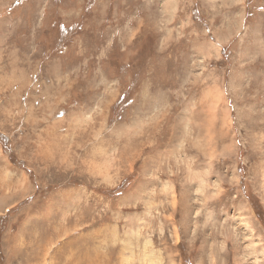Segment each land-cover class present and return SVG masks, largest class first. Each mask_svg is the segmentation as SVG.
<instances>
[{
	"label": "rangeland",
	"instance_id": "rangeland-1",
	"mask_svg": "<svg viewBox=\"0 0 264 264\" xmlns=\"http://www.w3.org/2000/svg\"><path fill=\"white\" fill-rule=\"evenodd\" d=\"M0 135V264H264V0H0Z\"/></svg>",
	"mask_w": 264,
	"mask_h": 264
},
{
	"label": "trees",
	"instance_id": "trees-1",
	"mask_svg": "<svg viewBox=\"0 0 264 264\" xmlns=\"http://www.w3.org/2000/svg\"><path fill=\"white\" fill-rule=\"evenodd\" d=\"M0 140H1V142H2L4 145H6L5 139H4V137H3L2 135H0ZM12 156H13V155H12ZM20 164L23 165L24 163L20 161ZM0 220H1V219H0ZM0 249H1V248H0ZM0 254H1V251H0Z\"/></svg>",
	"mask_w": 264,
	"mask_h": 264
}]
</instances>
